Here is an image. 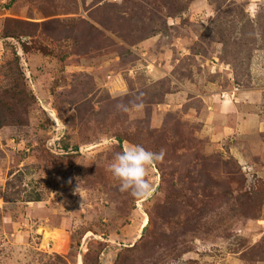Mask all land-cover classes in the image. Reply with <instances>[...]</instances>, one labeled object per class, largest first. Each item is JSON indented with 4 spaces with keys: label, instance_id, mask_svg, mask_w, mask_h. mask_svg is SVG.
I'll list each match as a JSON object with an SVG mask.
<instances>
[{
    "label": "rangeland",
    "instance_id": "obj_1",
    "mask_svg": "<svg viewBox=\"0 0 264 264\" xmlns=\"http://www.w3.org/2000/svg\"><path fill=\"white\" fill-rule=\"evenodd\" d=\"M0 264H264V0H0Z\"/></svg>",
    "mask_w": 264,
    "mask_h": 264
},
{
    "label": "clouds",
    "instance_id": "obj_2",
    "mask_svg": "<svg viewBox=\"0 0 264 264\" xmlns=\"http://www.w3.org/2000/svg\"><path fill=\"white\" fill-rule=\"evenodd\" d=\"M117 109L129 111V108L122 104H118ZM163 158V150L156 153L142 145L130 144L125 150L114 154L107 164V171L115 181H118V189L121 193H128L133 198L139 199L146 197L152 190V185L146 178L149 167L161 162Z\"/></svg>",
    "mask_w": 264,
    "mask_h": 264
},
{
    "label": "trees",
    "instance_id": "obj_3",
    "mask_svg": "<svg viewBox=\"0 0 264 264\" xmlns=\"http://www.w3.org/2000/svg\"><path fill=\"white\" fill-rule=\"evenodd\" d=\"M7 36H9V37H13V38L15 37L14 35H12V36H11V35H6V37H7ZM16 39H17V38H16ZM12 89H13V88H12ZM120 142H121V141H120ZM135 248H136V246H133L130 250H127L126 252L129 253V252H131V251H132L133 249H135Z\"/></svg>",
    "mask_w": 264,
    "mask_h": 264
}]
</instances>
